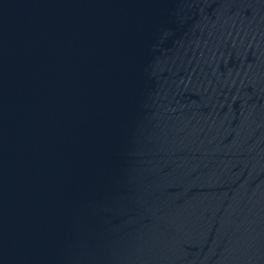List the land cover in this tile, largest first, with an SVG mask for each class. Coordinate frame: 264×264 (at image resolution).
<instances>
[{
    "label": "water",
    "instance_id": "95a60500",
    "mask_svg": "<svg viewBox=\"0 0 264 264\" xmlns=\"http://www.w3.org/2000/svg\"><path fill=\"white\" fill-rule=\"evenodd\" d=\"M0 264H264V0H0Z\"/></svg>",
    "mask_w": 264,
    "mask_h": 264
}]
</instances>
